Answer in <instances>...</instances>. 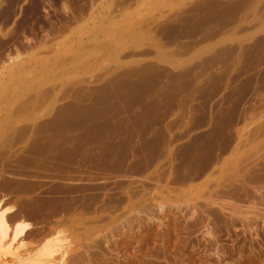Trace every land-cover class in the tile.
<instances>
[{
	"label": "rangeland",
	"instance_id": "rangeland-1",
	"mask_svg": "<svg viewBox=\"0 0 264 264\" xmlns=\"http://www.w3.org/2000/svg\"><path fill=\"white\" fill-rule=\"evenodd\" d=\"M222 1L0 0V264H264V0Z\"/></svg>",
	"mask_w": 264,
	"mask_h": 264
},
{
	"label": "bare ground",
	"instance_id": "bare-ground-1",
	"mask_svg": "<svg viewBox=\"0 0 264 264\" xmlns=\"http://www.w3.org/2000/svg\"><path fill=\"white\" fill-rule=\"evenodd\" d=\"M224 1H225V0H224ZM224 1H222V2H224ZM227 1H228V0H227ZM227 1L224 2V3L227 4ZM232 1H234V0H232ZM232 1H231V3H232ZM235 1H236V0H235ZM239 1H240V0H239ZM242 3H243V2H242ZM221 4H222V3H221ZM221 4H218V5H221ZM228 4H230V0H229ZM232 4H234V3H232ZM235 4H236V3H235ZM240 4H241V3H240ZM215 5H216V4H215ZM205 8H206V7H205ZM219 8H220V6H219ZM224 8H225V6H224ZM231 8H232V7H231ZM224 10H225V9H224ZM231 10H232V9H229V8H228V11H230L231 13L227 11V8H226V11H227V12H223V10H221V11H222L223 13H225V14H227V13L232 14V11H231ZM197 11H198V10H197ZM201 11H202V10H201ZM221 11H220V13H221ZM223 13H221L222 16H223ZM230 14H228V15H230ZM221 15H220V16H221ZM228 15H227V16H228ZM117 30H118V29H117ZM117 30H116V31H117ZM114 31H115V30H114ZM113 33H114V32H113ZM118 33H119V32H118ZM121 36H123V35H121ZM83 53H85V52H83ZM216 53H217V52H216ZM81 54H82V53H81ZM83 56L85 57L86 54L80 56V58L83 57ZM88 56H89V55H88ZM84 57L81 59L82 62L85 61V60H84ZM80 58H78V59H80ZM88 60H89V59H88ZM217 60H218V59H217ZM86 61H87V60H86ZM133 69H134V68H133ZM139 69H140V68H139ZM134 70H135V69H134ZM135 71H137V69H136ZM140 71H141V70H140ZM116 73H117V72H116ZM131 73H132V72H131ZM137 73H138V71H137ZM146 73H148V72H146ZM149 73H150V72H149ZM122 74H123V73H122ZM122 74H121V76H122ZM125 75H126V74H125ZM118 76H120V75H118ZM134 76H135V75H134ZM124 77H125V76H124ZM108 80H109V79H108ZM123 81H124V80H123ZM104 89H105V88H104ZM132 96H133V95H132ZM146 102H147V101H146ZM55 111H56V110H55ZM56 112H57V111H56ZM65 112H66V111H65ZM61 114H62V113H61ZM66 115H67V114H66ZM66 115H65V116H66ZM63 116H64V115H63ZM55 117H56V116H55ZM56 118H58V116H57ZM60 118H61V117H60ZM60 118H59V119H60ZM63 118H64V117H63ZM70 118H71V117H70ZM112 119H113V118H112ZM61 120H62V118H61ZM99 120H100V119H99ZM57 123H59V122H57ZM146 124H147V123H146ZM42 125H43V124H42ZM42 125H41V126H42ZM49 125H50V124H49ZM81 125H82V124H81ZM81 125H80V126H81ZM262 125H263V124H262ZM57 126H58V125H57ZM80 126H79V127H80ZM260 126H261V125H260ZM59 127H60V126H59ZM61 127H62V126H61ZM45 128H46V127H45ZM45 128H44V129H45ZM46 129H47V128H46ZM73 129H74V128H73ZM145 129H146V128H145ZM59 130H60V129H59ZM77 130H78V129H77ZM85 130H86V129H85ZM58 132H59V131H58ZM62 132H63V131H62ZM62 132H61V133H62ZM64 132H65V131H64ZM36 133H38V132H36ZM39 133H40V132H39ZM45 133H46V131H45ZM59 133H60V132H59ZM47 134H48V133H47ZM54 134H55V132H54ZM68 134H69V133H68ZM38 135H39V134H38ZM42 135H43V134H42ZM50 135H52V134H50ZM50 135H49V136H50ZM55 135H57V134H55ZM150 136H151V135H150ZM263 138H264V137H263ZM263 138H262V139H263ZM43 139H44V138H43ZM49 140H51V139H49ZM53 140H54V139H53ZM53 140H52V141H53ZM125 140H126V139H125ZM239 140H240V139H239ZM249 140H250V139H249ZM52 141H49V142H52ZM44 142H45V141H44ZM233 142H234V141H233ZM244 142H245V141H244ZM37 143H38V141H37ZM42 143H43V142H42ZM45 143H46V142H45ZM45 143H44V144H45ZM55 143H56V142H55ZM52 144H53V143H52ZM250 144H251V143H250ZM39 145H40V144H39ZM33 146H34V145H33ZM46 146H47V145H46ZM46 146H45V147H46ZM48 146H49V145H48ZM57 146H58V145H57ZM248 146H249V145H248ZM43 148H44V146H43ZM235 148H236V147H235ZM238 148H239V147H238ZM245 148H246V146H245ZM235 150H236V149H235ZM253 151H254V150H253ZM70 152H71V151H70ZM202 152H203V151H202ZM235 152H236V151H235ZM261 152H262V151H261ZM240 153L243 154V155L241 156L239 153H238V154H239L242 158H246V159L251 155V154H250V155L248 154V156H246V155L244 156V153H242V152H240ZM231 154H232V153H231ZM233 154H236V153L233 152ZM238 154H236V156H237ZM245 154H246V153H245ZM48 156H49V155H48ZM243 156H244V157H243ZM251 157H252V156H251ZM251 157H250V158H251ZM242 158H238V156L236 157V159H238V161H240L239 159H242ZM250 158L247 159V160H250ZM252 158H253V157H252ZM252 158H251V159H252ZM236 159L234 158L235 161H236ZM247 160H246V161H247ZM232 161H233V160L231 159V163H233L234 166L237 165V167H238V163H237V161H236V163H237L236 165H235V163H234L235 161H233V162H232ZM244 161H245V160H244ZM244 161H243V162H244ZM250 161H251V160H250ZM240 162H241V161H240ZM240 162H239V165L241 164ZM231 163L229 162V163H228L229 165H228V164H226V165L230 166ZM245 163L247 164V162H245ZM248 163H249V162H248ZM243 164H244V163H243ZM243 164H241V165L243 166V169H244L247 165L245 166V165H243ZM228 166H227V168H228ZM232 166H233V165H232ZM232 166H231V167H232ZM244 166H245V167H244ZM239 167H241V166H239ZM239 167H238V168H239ZM247 167H248V166H247ZM250 167H251V166H250ZM225 168H226V167H225ZM238 168H236V170L239 172V169H240V168H239V169H238ZM228 169L233 170V169H235V167H234V168H233V167H232V168L229 167ZM222 170H223V169H222ZM236 170H235V171H236ZM237 171H236V172H237ZM244 171H245V170H244ZM228 172H229V170H228ZM232 172H233V174L235 173L234 175H236V172H234V170H233V171H230V174L232 175V177H234V175L232 174ZM238 172H237V173H238ZM245 172H247V171H245ZM239 173H241V172H239ZM239 173L237 174L238 176H239ZM257 173H258V172H257ZM92 174H93V173H92ZM228 174H229V173H228ZM244 174H245V173H244ZM237 175H236V176H237ZM232 177H231V178H232ZM241 177H242V175H241ZM241 177L239 178V179H240V182L243 181V179H245V178H241ZM231 178L229 177V179H231ZM246 178H247V177H246ZM234 179H236V178L234 177ZM239 179H237V180L239 181ZM230 181H232V180H230ZM236 182H237V181H236ZM236 182H235V183H236ZM246 182H247V181H246ZM33 184H34V183H33ZM238 184H239V183H238ZM240 186H241V185H240ZM242 186H243V185H242ZM24 187H25V186H24ZM72 188H73V187H72ZM241 188H242V187H241ZM234 189H235V188H234ZM242 189H243V188H242ZM245 190H246V188H245ZM231 191H232V190H231ZM232 192H233V191H232ZM236 192H237V191H236ZM233 193H234V192H233ZM230 197H231V196H230ZM55 198H56V197H55ZM231 199H232V198H231ZM74 201H75V200H74ZM34 202H35V201H34ZM69 203H70V202H69ZM29 205H30V204H29ZM54 208H55V207H54ZM2 209H3V208H2ZM9 209H10V208H9ZM19 209H20V207H19ZM21 209H22V208H21ZM11 210H12V209H11ZM1 211H2V214H0V231H1L2 233H0V234H3V235H4V237H2L1 239L5 238V240H6V239H7V234H8L7 231H9V229H7V227L10 226V224L7 226V222H9V221L6 220V218H7L6 215H7V213H10V212H12V211L9 210L10 212H8L7 208L4 209V210H1ZM14 214H17V213H14ZM14 214H13V215H14ZM27 214H28V213H27ZM7 216H8V215H7ZM16 216H17V215H16ZM11 217H12V215H11ZM11 217H10V218H11ZM10 218H9V219H10ZM16 219H17V218H16ZM21 220H22V219H21ZM6 221H7V222H6ZM14 221H15V220H14ZM18 221H19V220H18ZM9 223H10V222H9ZM18 225H20V223H18ZM29 227H30V226H29ZM29 227H28V226L26 227V226H22V225H21V226H17L15 229H13V233H12L13 235L11 234V235H12V240L15 241V240H17L18 238L22 237V236L24 235L25 231H26ZM59 228H60V227H59ZM28 230H29V229H28ZM39 235H40V234H39ZM0 236H2V235H0ZM8 236H9V235H8ZM40 236H41V235H40ZM3 240H4V239H3ZM14 241H12V242H14ZM2 243H3V242H2ZM19 243H20V242H19ZM52 250H53V249H52ZM64 250H65V249H64ZM45 252H46V251H45ZM49 252H50V251H49ZM49 252H48V253H49ZM52 252L55 253V250H54V251H51L50 253H52ZM54 253H52V256H54V255H53ZM52 256L50 255L49 257L51 258ZM64 257H65V256H64ZM61 260H62V259H61Z\"/></svg>",
	"mask_w": 264,
	"mask_h": 264
},
{
	"label": "crops",
	"instance_id": "crops-1",
	"mask_svg": "<svg viewBox=\"0 0 264 264\" xmlns=\"http://www.w3.org/2000/svg\"><path fill=\"white\" fill-rule=\"evenodd\" d=\"M8 210V209H7ZM8 212H10L9 210H8ZM16 213V212H15ZM14 212L12 211V212H10V213H7V215H6V220L7 221H9L10 223L12 222V221H14L15 220V222H16V220L19 218L18 216V213L17 214H14ZM11 215H12V217H11ZM17 215V216H16ZM11 217V218H10ZM10 218V219H9ZM17 218V219H16ZM9 222H7L8 224H9ZM17 226H20V225H16L15 227H14V229L17 227ZM12 232H13V230H12ZM26 232V231H25ZM25 234V233H24ZM24 236V235H23ZM20 238H22V237H20Z\"/></svg>",
	"mask_w": 264,
	"mask_h": 264
}]
</instances>
